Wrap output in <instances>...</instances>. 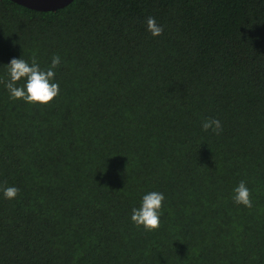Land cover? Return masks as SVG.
Wrapping results in <instances>:
<instances>
[{
  "label": "trees",
  "instance_id": "1",
  "mask_svg": "<svg viewBox=\"0 0 264 264\" xmlns=\"http://www.w3.org/2000/svg\"><path fill=\"white\" fill-rule=\"evenodd\" d=\"M53 55L48 104L0 84V264H264V0H0V77ZM148 191L151 231L130 221Z\"/></svg>",
  "mask_w": 264,
  "mask_h": 264
},
{
  "label": "clouds",
  "instance_id": "2",
  "mask_svg": "<svg viewBox=\"0 0 264 264\" xmlns=\"http://www.w3.org/2000/svg\"><path fill=\"white\" fill-rule=\"evenodd\" d=\"M147 30L152 36H159L163 28L154 17H147ZM61 64V57L53 55L50 64L42 68L35 57L24 59L13 57L5 65V77H0V84L8 92L12 100H22L29 104L46 105L59 94V82L55 79L56 69ZM204 132L219 134L222 131L221 121L217 118H206L201 122ZM16 186L2 188L4 199H15L19 193ZM232 200L235 204L252 207L250 190L241 180L232 190ZM165 196L159 191H148L141 195L138 206L131 208L130 221L146 231L155 230L160 225L162 207Z\"/></svg>",
  "mask_w": 264,
  "mask_h": 264
},
{
  "label": "water",
  "instance_id": "3",
  "mask_svg": "<svg viewBox=\"0 0 264 264\" xmlns=\"http://www.w3.org/2000/svg\"><path fill=\"white\" fill-rule=\"evenodd\" d=\"M19 6L39 12H53L62 9L74 0H9Z\"/></svg>",
  "mask_w": 264,
  "mask_h": 264
}]
</instances>
